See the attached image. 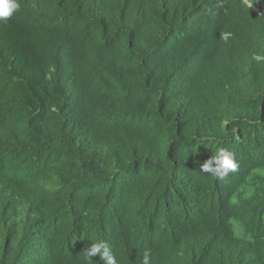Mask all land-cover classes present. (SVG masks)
I'll return each instance as SVG.
<instances>
[{
	"label": "trees",
	"instance_id": "1",
	"mask_svg": "<svg viewBox=\"0 0 264 264\" xmlns=\"http://www.w3.org/2000/svg\"><path fill=\"white\" fill-rule=\"evenodd\" d=\"M252 2L19 0L0 22V264H103L99 239L117 264H264ZM218 148L225 179L199 168Z\"/></svg>",
	"mask_w": 264,
	"mask_h": 264
},
{
	"label": "clouds",
	"instance_id": "2",
	"mask_svg": "<svg viewBox=\"0 0 264 264\" xmlns=\"http://www.w3.org/2000/svg\"><path fill=\"white\" fill-rule=\"evenodd\" d=\"M244 3L248 9L254 4L252 0H244ZM19 9V0H0V22H7ZM231 35L232 33L230 32H224L221 34V38L227 41ZM254 59L264 60V56L256 55ZM199 168L201 173H208L218 179H225L229 174L238 171L239 163L236 160L234 152L226 148H218L211 158L199 165ZM230 223L234 226L235 234L237 236L241 235L243 231L242 225L235 220L230 221ZM97 255L100 261H103V264H117L115 255L112 253L108 243L103 239L90 243L87 247L86 256L88 260L91 261L90 258ZM141 264H152L151 249L144 250Z\"/></svg>",
	"mask_w": 264,
	"mask_h": 264
}]
</instances>
